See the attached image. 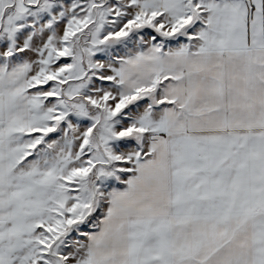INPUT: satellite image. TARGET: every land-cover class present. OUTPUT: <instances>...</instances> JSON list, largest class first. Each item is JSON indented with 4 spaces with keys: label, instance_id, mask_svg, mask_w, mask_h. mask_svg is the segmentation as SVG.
Listing matches in <instances>:
<instances>
[{
    "label": "snow or ice",
    "instance_id": "6c2138e0",
    "mask_svg": "<svg viewBox=\"0 0 264 264\" xmlns=\"http://www.w3.org/2000/svg\"><path fill=\"white\" fill-rule=\"evenodd\" d=\"M0 264H264V0H0Z\"/></svg>",
    "mask_w": 264,
    "mask_h": 264
}]
</instances>
